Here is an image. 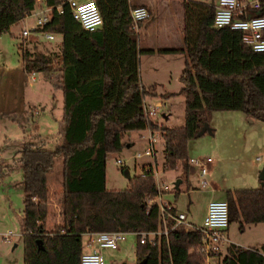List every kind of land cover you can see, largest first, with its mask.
Segmentation results:
<instances>
[{"label": "trees", "instance_id": "16d2710c", "mask_svg": "<svg viewBox=\"0 0 264 264\" xmlns=\"http://www.w3.org/2000/svg\"><path fill=\"white\" fill-rule=\"evenodd\" d=\"M65 0H44L52 6L42 29L60 35L57 51L22 49L25 71L58 72L63 94L61 141L53 148L25 145L19 162L23 170V264H80L82 235L100 230L137 233V264H203L202 232L182 227L168 241L139 242V233L161 224L152 167L132 176L121 189L106 187V161L127 143L130 130H159L163 137L164 169L191 172L188 141L195 137L208 113L239 110L264 121V51L244 43L241 32L213 24L215 3L184 0L185 63L178 93L184 97V122L167 125L148 117L144 100L149 91L139 77L138 33L130 0H95L102 25L83 29ZM63 4L62 12L56 6ZM36 0H0V34L23 19ZM264 14V8L260 11ZM22 48V46H21ZM61 162L60 224L47 227L50 209L48 174ZM229 223L264 222V185L225 190ZM216 264H264L255 247L229 242Z\"/></svg>", "mask_w": 264, "mask_h": 264}, {"label": "rangeland", "instance_id": "374dc122", "mask_svg": "<svg viewBox=\"0 0 264 264\" xmlns=\"http://www.w3.org/2000/svg\"><path fill=\"white\" fill-rule=\"evenodd\" d=\"M216 3V0H201ZM139 4H132V6ZM34 16L12 24L8 31L0 34V264H23V170L19 162L23 146L42 145L53 148L61 141V90L58 72L25 71L22 63V49L29 51L54 52L58 49L60 35L51 40L44 39L32 32L28 37L21 35L24 25H30ZM22 46V48H21ZM33 74L34 79L30 77ZM170 111L169 124L180 125L184 122V97L178 95L166 101V105L157 109L155 119L162 120V111ZM220 111V110H217ZM216 114V116H214ZM210 113L209 118L217 131L205 130L188 141L189 157H211L208 165V179L211 186L202 187L199 183L198 170L190 176L189 184L183 179L179 182L177 195L176 178L180 168L168 170L164 182L169 192L164 199L183 210L193 223H200L203 211L209 199H225L224 188H251L259 186V171L254 159L261 157L264 163V121L254 119L253 130L256 141L244 144L242 139L246 128L238 121L228 122ZM159 122V121H158ZM162 123V122H161ZM131 131H127V141L120 151L110 153L106 161V187L121 189L128 186L129 180L140 173L144 166L154 165L159 172L157 180L163 177L164 152L163 137L159 130H154V155H142L135 158L137 152H143L147 145L149 130L139 131V137L129 142ZM138 132V131H137ZM238 132L239 137L233 133ZM230 133V134H229ZM122 158L124 164H117L116 158ZM262 163V165H263ZM262 167V166H261ZM128 173H124V169ZM241 178L243 180H241ZM62 172L60 159L48 174L50 190V209L47 227L52 228L62 221ZM213 188V189H212ZM262 224L245 225L239 228L238 222L230 225L232 241L241 246L259 245L264 242ZM8 230L14 232L10 242L4 241L2 234ZM83 246L86 237H83ZM135 233H128L127 239L117 249L105 248V264H137ZM223 255V254H222Z\"/></svg>", "mask_w": 264, "mask_h": 264}, {"label": "built area", "instance_id": "2783aa9c", "mask_svg": "<svg viewBox=\"0 0 264 264\" xmlns=\"http://www.w3.org/2000/svg\"><path fill=\"white\" fill-rule=\"evenodd\" d=\"M71 9L73 17L85 30H95L102 25V16L95 0H65ZM264 8V0H216L213 15V24L217 27L229 26L241 32L244 43L249 45L254 51H264V14L260 11ZM58 12H62L63 4L56 6ZM52 6L47 5L44 0H36V6L26 15L34 16V21L30 25H24L21 35L28 37L32 32L40 35L44 39L51 40L55 33L42 29L50 19ZM130 14L135 28L147 19L150 15L145 5H135L130 7ZM25 16V17H26ZM24 17V18H25ZM34 72L30 77L34 79ZM145 114L154 119L160 103L147 104L144 100ZM149 130V129H148ZM154 131L149 130L147 145L143 152H137L135 158L142 155H154ZM261 160V157H257ZM212 161L211 157H189L188 162L195 166L199 174V183L202 187L210 186L208 179V165ZM117 164H124L120 157L116 158ZM152 167L157 193L146 198V204L156 203L160 210L161 226L156 230L142 231L139 235V242L149 240L152 243H160L162 237L166 242L170 231L174 228L182 227L186 230H199L202 232L201 252L204 256L203 264H216L219 257L225 251L229 239L226 229L229 225L228 202L226 199H210L202 221L198 224L187 220L184 211H178L171 201L164 199L163 191L168 189V185L163 181H158L156 174L159 172L154 165ZM90 243L96 245L91 251H82L79 259L80 264H105L106 259L100 251L101 248L117 249L126 239L129 232L123 230H100L89 232ZM137 235V233H135ZM14 232L8 230L2 234L4 241L10 242Z\"/></svg>", "mask_w": 264, "mask_h": 264}, {"label": "crops", "instance_id": "0c3cea01", "mask_svg": "<svg viewBox=\"0 0 264 264\" xmlns=\"http://www.w3.org/2000/svg\"><path fill=\"white\" fill-rule=\"evenodd\" d=\"M130 3L131 6L132 4L145 5L150 12L149 17L144 21H142L136 28L138 33V49H139L138 59H139L140 83L142 87H144L147 91H149V94H147L145 97V102L149 105L153 103H160L161 106H164L166 105V101H168L169 99L181 95L178 93V91L182 86L180 80V74L185 63V53L182 50L184 28H185L184 0H130ZM61 96H62V100H61L62 102H60L59 104V110L61 105L60 114L62 118L63 116L62 90H61ZM216 112H218L217 116L223 117L229 123L232 121H238L240 124L244 125V127L246 128V131H244V137L242 139L244 144L248 143L251 145L254 144L256 141H258V139H256L255 132L253 130V125H254L253 120L256 118L248 117L242 111L239 110H220ZM210 113H208L207 123L209 126V131H213L212 133H214L215 131H217V128L213 126L210 122L211 120L209 118ZM216 114L217 113H215L214 116H216ZM162 116L163 119L158 121L167 125H171L168 122H166L169 121L168 118L170 116V111L168 110L162 111ZM139 131L140 130L131 131L128 137L130 143L134 141L133 139L139 137ZM233 134L235 137H239L238 132H235ZM60 137L62 138L61 129H60L59 138ZM257 157L258 156L255 157L254 162L256 169H260L263 160L262 159L258 160ZM168 170L169 169H165L163 171L164 175L160 181L164 182V179L168 178ZM196 173H197V168L192 165L191 172L189 173L187 179H185V182L189 184L190 176ZM183 179L184 176L182 172H180V176L176 178V181L178 182L176 184L177 190L175 192V195H177L178 193V189H179L178 186L180 185L179 182L182 181ZM241 180L243 179L241 178ZM226 189L229 188L228 187L224 188V197H225ZM168 192L169 190L165 189L163 191V197L166 196ZM208 201L206 202L204 207L203 217L206 212ZM173 205L175 206L174 203ZM177 210L183 211L179 209ZM186 216H187V220L193 223L192 220L188 219L187 214ZM202 219L203 218H201L200 222L202 221ZM231 223H229L226 229V234L229 239V242H234L232 241V238L230 236ZM260 224H262L261 226L262 229L264 230V222L250 224V226L252 225L258 226ZM84 236L86 237V241L84 243L85 245L83 246V240H82V250L91 251L95 249L96 245L90 243V233L89 232L84 233L82 235V239ZM247 247L258 248L264 253V242L261 244V246L255 244ZM104 249L105 248H101L100 251L103 253Z\"/></svg>", "mask_w": 264, "mask_h": 264}, {"label": "water", "instance_id": "95a60500", "mask_svg": "<svg viewBox=\"0 0 264 264\" xmlns=\"http://www.w3.org/2000/svg\"><path fill=\"white\" fill-rule=\"evenodd\" d=\"M206 129L209 130V126H208L207 121H205V122L203 123V125H202L201 129L199 130V132L197 133V135L203 133ZM124 173H125V174L128 173V170H127L126 168L124 169ZM258 178L260 179V183H261L262 185H264V163H263V165H262V167H261V169H260V171H259V177H258ZM178 180H179V179H178ZM177 182H178V181H176V184H177ZM138 264H142V262H140V263H138Z\"/></svg>", "mask_w": 264, "mask_h": 264}]
</instances>
